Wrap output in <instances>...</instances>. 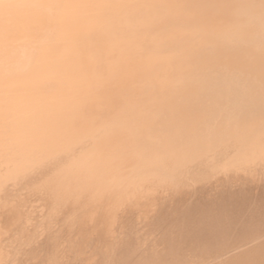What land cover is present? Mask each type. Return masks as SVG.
Segmentation results:
<instances>
[{"label":"bare ground","instance_id":"bare-ground-1","mask_svg":"<svg viewBox=\"0 0 264 264\" xmlns=\"http://www.w3.org/2000/svg\"><path fill=\"white\" fill-rule=\"evenodd\" d=\"M152 0H0V264H264V125L260 123V0H232L248 39L244 62L200 70L206 104L197 146L165 145L159 121L137 116L114 163L77 176L91 145V70L118 55L110 20L150 24ZM45 85L41 121L36 82ZM85 102L90 111H84ZM177 126L200 119L176 112ZM51 141L50 162L22 147ZM146 146H154L151 150ZM49 167L60 193L41 192Z\"/></svg>","mask_w":264,"mask_h":264},{"label":"clouds","instance_id":"clouds-1","mask_svg":"<svg viewBox=\"0 0 264 264\" xmlns=\"http://www.w3.org/2000/svg\"><path fill=\"white\" fill-rule=\"evenodd\" d=\"M157 5L150 24H134L119 17L110 20V33L103 37L110 42L118 36L116 56L105 57L89 75L85 93L102 95L105 109L91 113L89 122L95 132L91 145L79 157L68 162L77 176H86L93 168L114 163L117 149L127 144L123 135L131 114L129 108L139 105L137 116L159 121L166 130L165 145L179 144L182 151L197 146L204 132L206 104L202 69L244 62L242 55L248 37L236 28L232 0H152ZM259 33L264 40V0H260ZM260 123L264 125V48L261 50ZM56 82L43 75L36 82L37 110L41 121L50 117V108L42 103L43 87ZM84 111H90L88 104ZM176 112H188L193 119L177 126L171 119ZM51 141L41 139L22 147V155L50 162ZM154 146H146L151 150ZM41 195L47 199L61 191V181L49 167Z\"/></svg>","mask_w":264,"mask_h":264}]
</instances>
